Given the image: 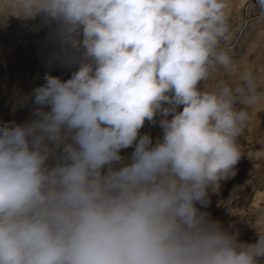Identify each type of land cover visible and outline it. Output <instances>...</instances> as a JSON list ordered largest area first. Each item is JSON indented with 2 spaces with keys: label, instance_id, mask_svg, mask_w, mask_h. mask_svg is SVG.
Masks as SVG:
<instances>
[{
  "label": "clouds",
  "instance_id": "1",
  "mask_svg": "<svg viewBox=\"0 0 264 264\" xmlns=\"http://www.w3.org/2000/svg\"><path fill=\"white\" fill-rule=\"evenodd\" d=\"M229 6L0 0V17L54 23L78 65L67 80L45 73L32 119L0 124V264H264V230L241 242L197 207L234 175L247 109L264 101L250 69L203 86L239 71L221 46ZM146 122L162 137L141 134Z\"/></svg>",
  "mask_w": 264,
  "mask_h": 264
},
{
  "label": "rangeland",
  "instance_id": "2",
  "mask_svg": "<svg viewBox=\"0 0 264 264\" xmlns=\"http://www.w3.org/2000/svg\"><path fill=\"white\" fill-rule=\"evenodd\" d=\"M229 5L231 38L221 46L230 51L239 71L233 75L221 68L203 86L239 84V74L249 69L264 86V16L255 0H229ZM54 30L55 24H47L43 15L0 17V124L32 119L31 93L45 82V73L67 80L78 67L64 62ZM247 110L250 119L238 138L241 156L234 175L221 180L215 191L210 188L208 205L197 207L225 230L238 233L239 241L255 243L256 228L264 230V101ZM140 132L153 142L162 137L158 122H146ZM133 150L124 149L121 155L130 160Z\"/></svg>",
  "mask_w": 264,
  "mask_h": 264
}]
</instances>
